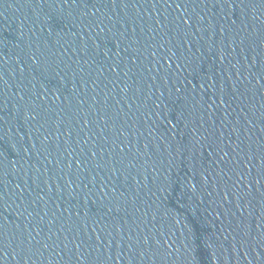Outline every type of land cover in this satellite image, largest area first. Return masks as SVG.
<instances>
[{
	"label": "water",
	"instance_id": "1",
	"mask_svg": "<svg viewBox=\"0 0 264 264\" xmlns=\"http://www.w3.org/2000/svg\"><path fill=\"white\" fill-rule=\"evenodd\" d=\"M264 146V0H0V264H213Z\"/></svg>",
	"mask_w": 264,
	"mask_h": 264
}]
</instances>
